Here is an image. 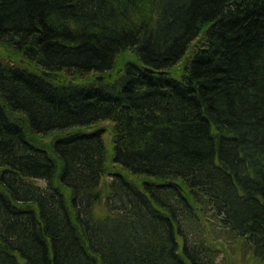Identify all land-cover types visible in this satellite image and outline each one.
<instances>
[{
  "label": "trees",
  "instance_id": "16d2710c",
  "mask_svg": "<svg viewBox=\"0 0 264 264\" xmlns=\"http://www.w3.org/2000/svg\"><path fill=\"white\" fill-rule=\"evenodd\" d=\"M232 245L264 264V0H0V264Z\"/></svg>",
  "mask_w": 264,
  "mask_h": 264
},
{
  "label": "rangeland",
  "instance_id": "374dc122",
  "mask_svg": "<svg viewBox=\"0 0 264 264\" xmlns=\"http://www.w3.org/2000/svg\"><path fill=\"white\" fill-rule=\"evenodd\" d=\"M191 49L192 48L190 47V49H189L190 52L192 51ZM125 55H127V56H125ZM125 55L123 56L124 59H126L125 57L129 56V53H126ZM129 59L130 58H128L127 62L129 61ZM124 61L125 60H123V63H124ZM180 64L182 65V63L180 62L178 64L179 66L177 65V67L175 66V68H173L174 71L172 70L170 72L171 75H178L179 73H181V69H180L181 65ZM178 69H180V71ZM48 76H49V78H51L50 75H48ZM99 77H101V76H99ZM101 79H103V78L101 77ZM105 144H106L107 148L110 146L109 135L108 134L105 136ZM219 256H220V259H221V263H224L223 260L226 257L225 258L226 259V263H228V264H256L253 261H251V259L248 257V255L246 256L244 253H242L241 251L237 250V247L235 245H232L231 248L229 247L224 255H219Z\"/></svg>",
  "mask_w": 264,
  "mask_h": 264
},
{
  "label": "bare ground",
  "instance_id": "6f19581e",
  "mask_svg": "<svg viewBox=\"0 0 264 264\" xmlns=\"http://www.w3.org/2000/svg\"><path fill=\"white\" fill-rule=\"evenodd\" d=\"M147 15V14H146ZM146 17V16H145ZM149 18V17H148ZM147 18V19H148ZM150 19V18H149ZM148 19V20H149ZM118 53V52H117ZM130 53V52H129ZM191 54V52L189 51V50H187L185 53H184V57H183V55H181V58L175 63V65L174 66H172L173 68H175V66L177 67V65L181 62L182 63V65H181V71L183 70V68H184V66H183V64H184V61H185V58H187V57H189V55ZM115 55H117V57H118V54H115ZM121 55V54H120ZM122 55H123V52H122ZM125 55V54H124ZM133 55V54H132ZM131 55V56H132ZM125 56H127V55H125ZM130 56V55H129ZM122 57V56H121ZM183 57V58H182ZM125 58H127V57H125ZM128 58H130V57H128ZM127 58V59H128ZM137 57H135V61L136 60H138V59H136ZM115 59H117V58H115ZM126 59V60H127ZM130 59H132V58H130ZM123 60H125L124 58H123ZM123 60H121L122 62H123ZM133 60V59H132ZM140 60V59H139ZM138 60V62L140 63V61ZM113 61H115V60H113ZM127 62H125V64H126ZM136 63H137V61H136ZM132 64V63H131ZM134 65V64H133ZM179 66V65H178ZM173 68H171V69H169L170 71H172L173 70ZM180 69H178L179 71H180ZM146 70V72H151V70L150 69H145ZM176 70V69H175ZM177 70V71H178ZM174 71V70H173ZM161 73H166V71H160V72H158V74H161ZM179 73V72H178ZM177 74V73H176ZM44 75H47V74H44ZM178 75H180V74H178ZM178 75H176L177 77H179ZM95 80L96 81H103V79H101V77H99V76H96L95 77Z\"/></svg>",
  "mask_w": 264,
  "mask_h": 264
}]
</instances>
